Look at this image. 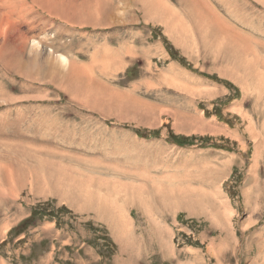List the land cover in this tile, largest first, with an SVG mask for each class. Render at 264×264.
Wrapping results in <instances>:
<instances>
[{
    "label": "rangeland",
    "instance_id": "1",
    "mask_svg": "<svg viewBox=\"0 0 264 264\" xmlns=\"http://www.w3.org/2000/svg\"><path fill=\"white\" fill-rule=\"evenodd\" d=\"M0 264H264V0H0Z\"/></svg>",
    "mask_w": 264,
    "mask_h": 264
},
{
    "label": "trees",
    "instance_id": "2",
    "mask_svg": "<svg viewBox=\"0 0 264 264\" xmlns=\"http://www.w3.org/2000/svg\"><path fill=\"white\" fill-rule=\"evenodd\" d=\"M165 40V43L167 45V49H169V51L174 55V51L171 47V45L169 44V42L167 41L166 38H164ZM175 57V56H173ZM179 60H181L182 62H185V60L183 58H178ZM172 138L174 139V141H176L179 145H186V144H191L192 141L194 140V138L192 137H189V136H178V135H173ZM218 145V144H217ZM50 202H47V203H40L38 204L32 211V214L29 218H26L25 220H23L20 224L21 226H24V225H27L29 223H31L32 221H34L38 216H42V217H46V216H52V217H55V213L56 211L55 210H49L46 206H49ZM66 208L65 207H62L61 210H63ZM51 211V212H49ZM104 240L106 241V244L104 245L105 248L107 249H110L111 246L113 245V242L108 239V238H104Z\"/></svg>",
    "mask_w": 264,
    "mask_h": 264
},
{
    "label": "bare ground",
    "instance_id": "3",
    "mask_svg": "<svg viewBox=\"0 0 264 264\" xmlns=\"http://www.w3.org/2000/svg\"><path fill=\"white\" fill-rule=\"evenodd\" d=\"M4 2H5V0H4ZM211 9H212V8H211ZM2 14H3V13H2ZM2 16H3V15H2ZM8 16H9V15H8ZM1 19H2V18H1ZM8 20H9V19H8ZM5 21H6L5 19L1 20L2 23H4ZM7 22H8V24L10 23V21H7ZM7 22H6V23H7ZM1 25H2V24H1ZM4 25H5V24H4ZM14 28H15V27H14ZM34 49H35V48H34ZM62 57H64V56H62ZM64 59H65V58H64ZM64 59H63V60H64ZM65 61H67V60L65 59ZM65 61H64V62H65ZM64 65H65V64H64ZM74 69H75V68H74ZM78 71H79V69H78ZM81 75H82V74H81ZM76 76H77V75H76ZM80 77H81V76H80ZM12 134H13V133H12ZM21 172H22V171H21ZM59 186H60V185H59ZM174 196H175V195H174Z\"/></svg>",
    "mask_w": 264,
    "mask_h": 264
}]
</instances>
